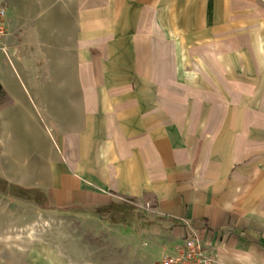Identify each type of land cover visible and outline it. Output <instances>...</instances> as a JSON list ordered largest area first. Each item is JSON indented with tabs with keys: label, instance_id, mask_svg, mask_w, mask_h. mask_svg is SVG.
I'll return each instance as SVG.
<instances>
[{
	"label": "crops",
	"instance_id": "1",
	"mask_svg": "<svg viewBox=\"0 0 264 264\" xmlns=\"http://www.w3.org/2000/svg\"><path fill=\"white\" fill-rule=\"evenodd\" d=\"M7 1L11 30L26 34ZM60 1L40 7L38 36L10 38L13 65L0 60L11 100L0 172L44 216L99 225L64 230L63 259L158 264L199 236L217 264H264V7L171 0L192 62L181 78L160 0H105L103 18L99 0Z\"/></svg>",
	"mask_w": 264,
	"mask_h": 264
},
{
	"label": "rangeland",
	"instance_id": "2",
	"mask_svg": "<svg viewBox=\"0 0 264 264\" xmlns=\"http://www.w3.org/2000/svg\"><path fill=\"white\" fill-rule=\"evenodd\" d=\"M162 2V0H160ZM161 2L158 4V9L160 8V14L162 13ZM0 4L8 7L7 0H0ZM56 6L58 4H64L60 0H17L16 7V18L18 19V24L24 28H26V34L29 38H35L39 34V27L42 21H45L46 17L42 16L39 11L42 5ZM70 4V2H69ZM72 4V1H71ZM78 4V0H76L75 4ZM99 4H105V7L99 8L100 17H104L109 14L108 3L105 0H99ZM32 12H29V10ZM101 9V10H100ZM55 10V9H53ZM52 10V12H53ZM50 12L51 14L48 17L49 24H55L56 18L58 19V14L55 12ZM63 15L64 21L69 22L70 18L67 15L60 13ZM105 14V15H104ZM71 16V15H70ZM129 16L130 13L125 14L123 22L121 24V28L118 29V32L123 33L124 29L129 25ZM143 17L148 19L151 18V11L149 8H146ZM128 18L127 22L126 19ZM62 19V20H63ZM61 20V19H60ZM61 20V21H62ZM104 22V21H103ZM45 23V22H44ZM68 24V23H67ZM66 24V25H67ZM108 23H105L103 27H106ZM145 24H148V20H146ZM147 26V25H146ZM144 26V27H146ZM130 30L131 24H130ZM149 28L145 29V31H149ZM108 29H103L101 34L107 32ZM136 32V30H133ZM156 32V31H154ZM13 35L11 39H21L25 37V31L22 33L17 30L14 31L12 29ZM150 33H153L150 32ZM23 42V41H22ZM13 45V44H12ZM14 47V46H13ZM20 58H16L17 61ZM0 60L10 62L11 65L15 62V58H12V55L1 56ZM14 61V62H13ZM17 64H19L17 62ZM31 65L34 69L40 68V61L32 60ZM260 68V65H258ZM262 78H260L261 80ZM9 87H13V81L11 80L9 83ZM261 84V83H260ZM260 88L259 86H256ZM262 94L256 93V96H261ZM259 98V97H258ZM257 98V101H258ZM11 105V100L8 94L5 92L4 87L0 85V136L6 133L7 129V113L8 107ZM37 205H34L30 202L29 196L22 190H14L9 187V183L0 172V234L7 233L8 231L12 232L14 235L21 233L24 237L27 236V231L24 230V227L31 222L32 220L37 218V212L40 211ZM55 213V212H53ZM46 219H50L52 221L53 227H51L48 231H44L40 233L39 237H42L46 240L54 249L61 250L64 246L71 245L73 240L70 236H65V234H70V232H64V230H72V229H83V228H96L99 225H90L87 222H73L68 217H51L44 216ZM164 224H161V226ZM165 227V226H164ZM10 229V230H9ZM59 230V232H56ZM63 234V235H62ZM37 243L35 242H24L22 247H18L15 244H6L4 241H0V264H24L27 260H30V255L32 254V249L35 248ZM68 256V254H66ZM160 260H158L159 262Z\"/></svg>",
	"mask_w": 264,
	"mask_h": 264
},
{
	"label": "bare ground",
	"instance_id": "3",
	"mask_svg": "<svg viewBox=\"0 0 264 264\" xmlns=\"http://www.w3.org/2000/svg\"><path fill=\"white\" fill-rule=\"evenodd\" d=\"M162 13L158 14L160 20L165 26V32L169 38L174 39L177 42L179 52V69L181 78H186L187 67L192 64L189 55V48L186 43L185 30L177 27L173 24L171 18V0H162L161 2ZM174 15V14H173ZM175 17V16H173ZM179 16L177 15V18ZM264 26V21H262ZM259 50L264 52V33L261 32ZM196 72L193 76H197ZM53 227L52 221L44 217V213L41 211L37 212V218L29 222L24 230L27 231V236L24 237L21 233L14 235L13 233L0 234V241H4L6 244H15L18 247H22L24 242H35L36 247L32 249L30 260L34 264H69L67 263L59 250L54 249L46 240L40 236L41 231L46 232Z\"/></svg>",
	"mask_w": 264,
	"mask_h": 264
},
{
	"label": "built area",
	"instance_id": "4",
	"mask_svg": "<svg viewBox=\"0 0 264 264\" xmlns=\"http://www.w3.org/2000/svg\"><path fill=\"white\" fill-rule=\"evenodd\" d=\"M256 1L264 7V0ZM12 35L8 10L0 5V57L14 54V47L10 43ZM217 250V246L206 238L188 237L164 254L158 264H217Z\"/></svg>",
	"mask_w": 264,
	"mask_h": 264
}]
</instances>
